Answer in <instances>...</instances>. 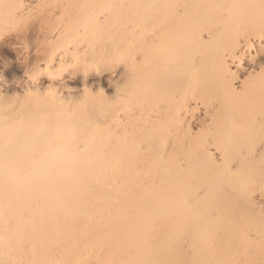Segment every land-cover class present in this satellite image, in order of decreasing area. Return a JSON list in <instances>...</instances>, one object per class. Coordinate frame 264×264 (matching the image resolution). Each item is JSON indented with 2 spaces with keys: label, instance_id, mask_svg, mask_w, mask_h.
I'll list each match as a JSON object with an SVG mask.
<instances>
[{
  "label": "bare ground",
  "instance_id": "obj_1",
  "mask_svg": "<svg viewBox=\"0 0 264 264\" xmlns=\"http://www.w3.org/2000/svg\"><path fill=\"white\" fill-rule=\"evenodd\" d=\"M261 2L0 0V257L258 260Z\"/></svg>",
  "mask_w": 264,
  "mask_h": 264
},
{
  "label": "snow or ice",
  "instance_id": "obj_2",
  "mask_svg": "<svg viewBox=\"0 0 264 264\" xmlns=\"http://www.w3.org/2000/svg\"><path fill=\"white\" fill-rule=\"evenodd\" d=\"M5 7L8 8L9 10L15 9L19 11V9L23 8L24 6L22 4L21 5L10 4V5H6ZM37 7H40V6L38 5ZM260 7H261V17H262L261 38L262 40H264V0H262ZM20 30L21 29L18 25H14L10 29H8L7 32L14 31L18 33ZM5 34H6L5 32H0V36H3ZM61 63L63 64V60L61 61ZM78 63L79 61L77 59V63L73 65H69V67H77ZM93 63L96 65L97 71H99V67L101 63H107V59L101 58V60L94 61ZM63 70L64 69L62 67L60 71H63ZM86 73H87V66L85 68V74ZM261 75H262V83H264V70H262ZM31 78L32 77L30 76L29 79ZM260 131H261V136L264 137V125H262ZM261 146L264 147V143H262ZM224 175L226 174L222 173V176ZM233 179H236L239 181L240 195L241 197H243L244 202H248L247 193L253 186L252 182L243 176L242 168H237L235 173H231L229 176H227L229 185L231 184V181ZM260 186H261V192L262 194H264V152L261 153V159H260ZM189 210L192 211L196 219L201 218L198 213V210L192 208L191 206H189ZM259 219H260V225L262 229V237H261V244H260V258L258 260L255 258L244 260V261L232 260V259H213V258H209V259L165 258V259L152 260V261L143 260V259H130V260L121 262V264H264V209H262ZM167 229H168V225L161 224L158 232L164 233L167 231ZM248 238L251 239V233L248 234ZM184 239L185 237L181 236L179 239L173 240L170 243H168L166 247L169 250L176 249V246L181 244L184 241ZM218 239H221V237H220L219 231L216 229H213L207 234L206 240H207V247L209 251H214L215 244ZM230 243L231 242L229 241V244ZM160 251H163V249H160ZM0 264H24V262L13 259L10 257V255L6 254L5 257H0ZM29 264H50V262L41 260V261H32V262H29Z\"/></svg>",
  "mask_w": 264,
  "mask_h": 264
}]
</instances>
